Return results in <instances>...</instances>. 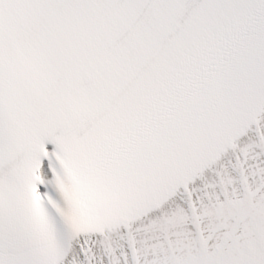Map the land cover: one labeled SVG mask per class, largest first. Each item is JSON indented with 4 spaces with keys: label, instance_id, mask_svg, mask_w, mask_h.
I'll return each instance as SVG.
<instances>
[{
    "label": "snow or ice",
    "instance_id": "1",
    "mask_svg": "<svg viewBox=\"0 0 264 264\" xmlns=\"http://www.w3.org/2000/svg\"><path fill=\"white\" fill-rule=\"evenodd\" d=\"M0 264H264V0H0Z\"/></svg>",
    "mask_w": 264,
    "mask_h": 264
}]
</instances>
